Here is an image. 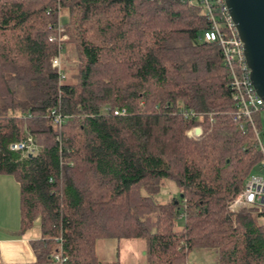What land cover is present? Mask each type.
Masks as SVG:
<instances>
[{
    "label": "trees",
    "instance_id": "1",
    "mask_svg": "<svg viewBox=\"0 0 264 264\" xmlns=\"http://www.w3.org/2000/svg\"><path fill=\"white\" fill-rule=\"evenodd\" d=\"M208 26L182 0H0V174L18 183L20 231L38 219L37 261L99 264L97 240L137 238L148 264L195 250L264 264V209L229 208L261 155ZM27 137L35 153L9 150ZM165 182L178 194L162 201Z\"/></svg>",
    "mask_w": 264,
    "mask_h": 264
},
{
    "label": "built area",
    "instance_id": "2",
    "mask_svg": "<svg viewBox=\"0 0 264 264\" xmlns=\"http://www.w3.org/2000/svg\"><path fill=\"white\" fill-rule=\"evenodd\" d=\"M182 1H187L189 4H197L203 9L205 18L209 22L208 28L203 31V39L215 42L219 46L224 62L228 68L229 85L234 104L232 119L242 132L245 131L246 126L252 129L256 146L261 155L258 166L264 169V144L254 121V115L256 113L259 114V112L264 109V100L257 94L252 85L250 77L251 70L245 58L243 42L229 14L225 0ZM57 28L58 32H61L63 30V25L59 23ZM61 38L65 39L66 36L63 35ZM52 65L59 70L60 78H64L59 57L53 59ZM182 113L184 117L195 116L193 111L183 110ZM52 114L55 124H61L64 121V118L60 114L55 112H52ZM113 114L123 115L125 114V110H114ZM195 128L197 127H193L189 130L187 136H198L201 130L199 134H195ZM8 148L11 151L20 152L24 155L33 154L37 150L31 137H27L21 141L11 142ZM241 207L264 209V174L253 173L249 174L246 178L241 192L229 205L231 210H236ZM59 240L60 239H57V241ZM53 260L62 263L66 258L61 257L59 254H55Z\"/></svg>",
    "mask_w": 264,
    "mask_h": 264
},
{
    "label": "crops",
    "instance_id": "3",
    "mask_svg": "<svg viewBox=\"0 0 264 264\" xmlns=\"http://www.w3.org/2000/svg\"><path fill=\"white\" fill-rule=\"evenodd\" d=\"M19 218L18 183L13 176L0 174V262L2 264H59L51 259L37 261L32 242L40 238L38 226L22 233ZM185 264L216 263L211 252L195 250L190 252Z\"/></svg>",
    "mask_w": 264,
    "mask_h": 264
},
{
    "label": "water",
    "instance_id": "4",
    "mask_svg": "<svg viewBox=\"0 0 264 264\" xmlns=\"http://www.w3.org/2000/svg\"><path fill=\"white\" fill-rule=\"evenodd\" d=\"M251 70V82L264 100V0H225ZM199 134L200 129L194 130Z\"/></svg>",
    "mask_w": 264,
    "mask_h": 264
},
{
    "label": "rangeland",
    "instance_id": "5",
    "mask_svg": "<svg viewBox=\"0 0 264 264\" xmlns=\"http://www.w3.org/2000/svg\"><path fill=\"white\" fill-rule=\"evenodd\" d=\"M67 18L65 10L60 13V21L63 23ZM69 59L74 58V52L68 54ZM257 128L260 138L264 144V109L256 116ZM193 128V127H192ZM191 128V129H192ZM190 129V130H191ZM264 174V169L258 165L253 167L250 174ZM160 198L162 201L178 194V188L173 182H165L161 189ZM20 219V218H19ZM18 223V219H17ZM34 226H38V219L35 220ZM258 223L264 224V216L258 218ZM182 225V221H178L177 227ZM146 243L143 239L128 238H106L99 239L95 242V253L99 264H148L145 254ZM190 259V258H189ZM54 261V260H53ZM209 262V261H208ZM58 263V262H57Z\"/></svg>",
    "mask_w": 264,
    "mask_h": 264
}]
</instances>
